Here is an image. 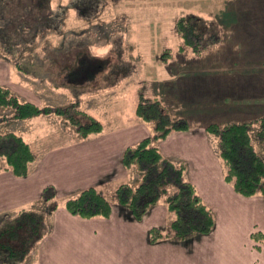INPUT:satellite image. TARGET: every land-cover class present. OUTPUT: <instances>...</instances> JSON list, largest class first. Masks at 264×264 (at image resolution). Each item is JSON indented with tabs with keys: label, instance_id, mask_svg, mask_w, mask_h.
Returning a JSON list of instances; mask_svg holds the SVG:
<instances>
[{
	"label": "crops",
	"instance_id": "1",
	"mask_svg": "<svg viewBox=\"0 0 264 264\" xmlns=\"http://www.w3.org/2000/svg\"><path fill=\"white\" fill-rule=\"evenodd\" d=\"M228 3L230 11L221 13L227 19V24L219 32L220 39L216 45L223 44L221 48L226 52L231 48L233 53L237 51L243 55L264 56V0H229ZM214 31L218 32L215 29ZM59 49L61 48L54 51ZM179 50L183 57H178V61L191 62L193 53L197 54L188 47ZM157 60L160 74L156 78L150 77L152 80L148 82L147 92L151 97L158 98L175 116H186L191 126L187 130L171 131L166 137L156 141V144L164 156L184 163L185 177L194 184L202 200L213 211L215 223L212 230L183 240L163 238L151 242L148 237L149 228H164L169 217L163 199L152 206L140 220L135 219L127 208L121 207L115 201L112 202L109 217L84 218L71 214L65 208V198L85 187L96 186L104 194H113L118 184H134L138 181L139 171L134 166L127 168L122 163L124 148L151 132L152 122L143 121L136 115L139 92H143L145 88L141 87V81L137 79V85H134L132 91L131 109L120 113L124 120L106 126L97 116V112L105 108L97 107L94 112L90 108L86 110L103 124L101 131L86 137L75 138L71 130L65 136L61 131L62 138H54L45 143L44 136L49 123L43 117L49 115L44 114L29 118L40 119L32 134L30 127L26 130V126L23 127V132L9 127V130L17 131L29 143L35 159L24 176H17L9 169L0 170L1 218L15 215L22 210L42 211L40 196L46 185L55 188L58 200L57 207L44 217L48 227L46 226L37 244L38 264H264V245L251 237L253 231L264 234V196L241 195L224 180V165L217 152L216 137L204 128L213 119H196L195 112L188 111L193 115H187L182 109L184 104H189V107L198 104L196 107L199 108L208 95L217 98L215 102L220 101L221 106L222 103L224 107L225 104L232 106V110H229L231 114L223 123L231 120H253L255 116L264 115V107H248L245 104H252L253 101H239L241 95L235 94L236 84L240 85L246 77L240 71L253 73L256 71L254 64L241 68L229 65L225 72V68L215 70L200 63L193 68L186 65V69L176 71L173 75V67L177 64L176 60L173 65L175 57L171 55L167 60ZM101 66L98 64L97 67L100 69ZM64 68L58 70L61 76L64 75L60 73ZM259 70L264 72V69ZM3 73L4 76L8 75V70L2 72L0 68V78ZM99 74H94V77ZM230 74H235L236 79L227 76ZM208 76H215L217 80H207ZM128 77L121 79L119 83H127ZM227 79L233 80L231 93L224 91L229 86ZM0 84L9 86L10 83L6 77L0 79ZM59 85L58 82L53 86ZM61 85L69 86L64 83ZM119 85L110 82L98 86L99 89L103 88L99 95L121 94L124 86L117 88ZM212 86L222 89L214 93ZM243 94L255 96V93L247 91ZM241 104L244 106L241 107ZM25 120L28 119H17L14 122L21 125L20 121ZM41 142L45 145H40Z\"/></svg>",
	"mask_w": 264,
	"mask_h": 264
},
{
	"label": "rangeland",
	"instance_id": "2",
	"mask_svg": "<svg viewBox=\"0 0 264 264\" xmlns=\"http://www.w3.org/2000/svg\"><path fill=\"white\" fill-rule=\"evenodd\" d=\"M81 1L0 0V68L2 72L8 70V75L5 74L4 76L3 73L0 79L7 77L11 84L9 86L0 85L7 87L18 99L22 101L34 100L33 102L39 106H66L71 102H77V107L85 111L89 108L92 112L100 107H102L101 109L105 108L101 112L98 111L97 116L102 119L106 126L112 125V122L124 120L120 113L131 109L132 91L134 85H137L135 80L140 79L141 87H145L144 91H141L144 97L158 99L151 97V94L147 92L149 80L160 74L158 73L157 59L167 55L164 53L170 52V56L175 57L174 65L178 57H183L179 52V48L184 49L185 47H183L182 40L174 28V21L178 16L195 15L199 17L198 25L200 29L206 31H214L215 29L220 36L222 27L224 29L227 24V19H224L225 16L221 13L230 11L229 0H94V8L93 5L91 7L92 0H87L86 4L84 1L87 7L83 9L80 7ZM222 46L221 43H218V45L213 44L200 53H193L191 62L177 60V64L173 67V75L176 71L186 69V65L193 68V66L200 63L215 70L225 68V72L228 71L226 67L229 65L241 68L248 64H254L255 72L240 71L242 76L245 74L246 77L242 79L240 85L235 80L237 83L235 94L241 95L239 101L244 99L253 101L254 104H245L246 106L256 105L263 108L264 72L259 69H264V56L256 54L243 55L237 51L233 53L231 48L227 49L226 52L221 48ZM58 48L61 49L54 51ZM49 50H52L51 53H49ZM79 54V59L75 61ZM75 62L77 66L75 69L80 70L79 74L83 80L73 79L74 82L71 85L72 80H70L67 73L61 76L58 74V70L66 64H75ZM98 64L102 65L100 69L97 67ZM18 65L26 66L28 72L19 70ZM98 73H100L98 76L93 77L94 74ZM247 75L251 77L248 78ZM127 76L129 77L127 83L125 82L126 85L120 84L119 81L124 80ZM227 76H233L231 78L236 79L235 74ZM212 79V82L217 80L215 76H208L207 78V80ZM58 82L59 87L53 86ZM110 82L124 86L119 85L117 87H122L121 94H115L114 96L102 93V95H99V91H103V88L99 89L98 86H104ZM61 83L69 86L63 87ZM226 83L229 86L224 91L231 93L233 80L227 79ZM220 89L222 88L213 87L214 93ZM238 90L243 93H246V91L255 93V96H245ZM203 95L204 93H202ZM206 97L207 100H202L204 101L201 104L203 107L197 108L198 104L194 107L184 104V108H182L185 111L184 113L193 115L192 112H195L197 114L195 115L196 119L200 118V120L204 119L206 121L213 119L214 122L222 124L231 114L229 110H232V106L225 104L226 107H224L223 103V106H221L220 101L215 102L217 98L208 97V95ZM255 102L257 103L255 104ZM242 105L240 106L243 107L244 105ZM165 109L171 116L176 117L169 108L166 107ZM254 111L257 113V110ZM0 113L10 116L11 108L0 106ZM44 115H49L43 117L49 123L44 136L45 143L54 138H62L61 131L66 136L71 130L75 138L79 137L74 126L63 116L53 113ZM256 118V116L253 117V120ZM26 119L28 120L20 121L19 124L21 125H18L17 122H14L17 119L8 117L0 124V128L9 130V127H11L23 132V127L26 126L25 130L29 127L32 128L30 129L32 134L34 132L33 128L38 127V120L40 119ZM257 125L258 122L256 121L254 126ZM17 131L14 132L17 133ZM25 137L28 136L25 135ZM252 140L256 149L264 154L263 140L254 137ZM40 145L44 146L45 144L41 142ZM105 193L112 202L115 201L113 200L114 192L113 194L112 192ZM42 207L41 212L44 218L50 210L43 201ZM15 215H5L3 218L0 215V220H4L9 216L12 218ZM22 220H27L26 216L12 221L11 233L17 232V237L11 240L14 246L22 241L28 230ZM18 222L20 225H16ZM44 224L43 230L47 226L46 223ZM253 239L264 245L263 239ZM38 242L39 239L30 243V250L25 254L24 259L20 262H11V264H38L36 258ZM6 258V251L1 249L0 264H5Z\"/></svg>",
	"mask_w": 264,
	"mask_h": 264
},
{
	"label": "trees",
	"instance_id": "3",
	"mask_svg": "<svg viewBox=\"0 0 264 264\" xmlns=\"http://www.w3.org/2000/svg\"><path fill=\"white\" fill-rule=\"evenodd\" d=\"M84 1L86 4L87 0L80 3L82 9L87 7ZM93 1L91 7L93 5L94 8ZM198 21L199 17L192 14L180 15L174 21L175 31L181 38L183 47L196 53L216 44L220 39L217 32L200 29ZM164 54L167 55H163L161 59L167 60L170 52ZM79 57L80 54L75 61ZM76 67V62L66 64L62 66L64 69L60 73H67L71 82H74L73 79L82 81L80 70L75 69ZM18 69L28 72L26 66L18 65ZM77 105V102H71L66 106H39L31 101L18 99L7 87L0 85V106L11 108L10 116L0 113V124L8 117L26 119L53 113L63 116L74 126L76 134L81 138L101 131V121ZM136 115L153 124L149 135L127 145L123 150V165L127 168L134 166L140 176L135 184L122 182L115 187V202L127 208L135 219L140 220L152 206L163 199L171 216L164 228H149L148 237L151 242L163 238L183 240L196 234L209 233L215 223L213 211L202 200L194 184L185 177L184 163L164 156L156 144V141L163 139L171 131L189 129V119L186 116H171L160 100L146 98L142 92H139ZM256 121L258 125L254 126ZM204 128L217 139V152L224 165V180L241 195L264 196V154L256 149L252 140L254 137L264 141V115L255 120H231L222 124L210 121ZM34 159L33 149L21 134L0 128V170L9 169L17 176H24L29 172ZM40 200L47 205L48 210H54L58 205L55 188L52 185L44 186ZM64 205L71 214L84 218L109 217L112 209V201L96 186L85 187L68 196ZM22 216L27 218L22 221L28 230L22 241L14 246L11 240L17 237V232L11 233L12 221L21 219ZM4 220L0 223V250L4 249L7 257L4 263L20 262L30 250V243L43 235L45 222L42 212L22 210L12 218L9 216ZM251 236L264 240V234L260 232H253ZM22 242L24 243L21 244Z\"/></svg>",
	"mask_w": 264,
	"mask_h": 264
}]
</instances>
